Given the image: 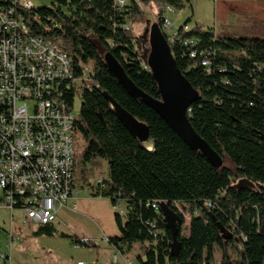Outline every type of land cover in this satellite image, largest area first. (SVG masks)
I'll use <instances>...</instances> for the list:
<instances>
[{"label": "trees", "instance_id": "obj_1", "mask_svg": "<svg viewBox=\"0 0 264 264\" xmlns=\"http://www.w3.org/2000/svg\"><path fill=\"white\" fill-rule=\"evenodd\" d=\"M193 2L125 0L121 6L117 0H53L52 7L37 9L41 24L35 32L76 65H92L74 132L85 142L84 165L95 160L109 165L110 177L92 187L93 195L126 207L124 218L115 215L121 235L110 244L122 254L140 245L139 264H216L217 252L220 264H264V38L199 26L185 32L189 20L176 38L166 36L179 70L199 93L190 121L223 159L219 169L124 89L105 64L112 54L137 88L161 99L147 65L148 40L126 27L142 17V6L155 5V24L164 31L166 8L181 10ZM187 39L208 53L210 72L200 57L190 56ZM113 103L148 128L154 151L120 120ZM81 175L86 180L85 170ZM162 203L182 220L175 250L164 216L153 207ZM177 204L190 213L188 224ZM54 225L40 226L34 235L52 237Z\"/></svg>", "mask_w": 264, "mask_h": 264}, {"label": "built area", "instance_id": "obj_2", "mask_svg": "<svg viewBox=\"0 0 264 264\" xmlns=\"http://www.w3.org/2000/svg\"><path fill=\"white\" fill-rule=\"evenodd\" d=\"M117 3L123 6L125 0ZM173 12L166 8V13ZM39 24L41 17L31 0H0V209L10 211L0 264H12L15 229L55 224L59 211L75 197L78 182L74 107L93 68L82 62L76 65L58 45L37 34ZM179 29L164 21V31L172 38ZM183 29L190 31L188 26ZM184 45L210 72L209 55L195 50L197 41L187 39ZM104 180L98 178L93 187ZM153 207L160 209L159 204ZM176 207L185 216L184 208ZM15 210L23 214L17 217ZM114 210L124 218L122 204ZM78 244L90 242L82 239ZM120 253L115 248L114 262Z\"/></svg>", "mask_w": 264, "mask_h": 264}, {"label": "rangeland", "instance_id": "obj_3", "mask_svg": "<svg viewBox=\"0 0 264 264\" xmlns=\"http://www.w3.org/2000/svg\"><path fill=\"white\" fill-rule=\"evenodd\" d=\"M31 2L36 9L53 6V0H31ZM242 3L249 4L250 2ZM241 8H243L242 5H237L229 0H194L192 5L186 4L181 10L174 9L173 13H166L165 18L177 29L183 27L189 20L188 27L190 31L199 26L203 29H214L216 32L229 31V27L224 25V20L227 12L234 9H236V14L239 16L251 17V20H256L257 22L261 21L259 14L256 13L253 7H247V11ZM142 11V17L134 21V23H130L133 35L138 38L145 37L146 30L156 22L158 8L155 5H146L142 6ZM262 12H264V9ZM251 23L232 32L243 34L242 32L244 31L249 36L264 38V22L261 21L260 25ZM219 25L223 26L224 30L220 29ZM88 87L91 88V83L88 84ZM81 105L82 102L78 98L74 107V113L77 117L80 114ZM143 145L150 152L154 151L152 140L148 139ZM84 148L85 142L80 137L75 138L76 161L79 170L78 183L88 182V184H94L98 178L104 177L108 179L110 170L107 161L95 160L86 165L83 164L82 154ZM226 166H230V163L226 162ZM83 170L86 173V180L81 175ZM122 208H126L124 204H122ZM182 210L185 213V219L188 224L191 220L190 213L187 210ZM22 214V210H15L17 217ZM72 214H70L71 218L62 217V219H58L55 223L56 234L52 237L35 236L34 233L38 230L36 226L15 229L16 244L11 255L12 264H78L79 260L85 264H139L137 258L142 254L140 245L134 246L129 253H120L116 262H114L112 251L106 248L105 242H97L96 246H79L76 241L82 240L81 238L85 237L86 233H84V228L78 223V214ZM0 225L3 229L0 233V248L5 251L4 242L7 239V232L10 231L9 210L0 209ZM88 225L94 224L87 223ZM220 262L221 253L217 252L216 264H220Z\"/></svg>", "mask_w": 264, "mask_h": 264}, {"label": "water", "instance_id": "obj_4", "mask_svg": "<svg viewBox=\"0 0 264 264\" xmlns=\"http://www.w3.org/2000/svg\"><path fill=\"white\" fill-rule=\"evenodd\" d=\"M166 36V32L162 31L155 23L146 30L145 34V38L149 43L147 65L158 85L161 95L159 100L150 97L137 88L112 54L109 53L105 56V64L120 85L132 96L141 99L147 107L155 111L191 150L200 152L213 167L222 168L223 159L198 135L191 124L190 108L199 100V93L179 70ZM113 107L120 120L126 124L141 143L150 139L148 128L144 124L122 111L114 103ZM160 211L165 218L166 229L172 233L173 250H175L178 225L182 223V220L165 203L160 205Z\"/></svg>", "mask_w": 264, "mask_h": 264}, {"label": "crops", "instance_id": "obj_5", "mask_svg": "<svg viewBox=\"0 0 264 264\" xmlns=\"http://www.w3.org/2000/svg\"><path fill=\"white\" fill-rule=\"evenodd\" d=\"M229 1H232L240 6L242 5L243 7L241 8L242 10L247 11L246 9L247 7H253L256 10V13L259 14L260 16L259 19L264 22V12H262L264 9V2L257 3V1H252V0H229ZM242 2H247V3L250 2V3L244 4ZM236 12H237L236 9L232 11H228L226 15V19L224 20L225 21L224 25H227L229 27V31H227V33L229 34H234L239 36H249L244 31L242 32L243 34H235L232 31L238 28L246 27L247 24H252L251 22L256 23V25H260L261 23V21L257 22L256 20H251V17L239 16L238 14H236ZM218 27L220 29H223V26L221 25H219ZM93 185L94 184H88V182H84V183L77 182L75 189V197L68 202L66 208H63L59 211L58 219H62V217L71 218L70 214L72 213L78 214V218H79L78 223L82 228H84L83 229L84 233H86L85 234L86 236L81 239L88 240L91 246H96L97 242L100 241L105 242L104 244H106V248L112 251L114 258L115 248L113 245L107 242L105 238L111 240L114 238H119L121 235L115 220L116 212L114 210L111 200L98 198L93 195V191H92ZM74 206L77 207L76 211L73 210ZM87 223L88 224L93 223L94 225L87 226ZM78 241L76 242L78 243ZM79 262L82 261L79 260L78 263Z\"/></svg>", "mask_w": 264, "mask_h": 264}]
</instances>
